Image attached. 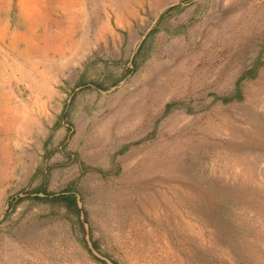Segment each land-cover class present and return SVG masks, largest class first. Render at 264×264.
Returning <instances> with one entry per match:
<instances>
[{"label": "rangeland", "instance_id": "rangeland-1", "mask_svg": "<svg viewBox=\"0 0 264 264\" xmlns=\"http://www.w3.org/2000/svg\"><path fill=\"white\" fill-rule=\"evenodd\" d=\"M33 2L0 0V264H264V0Z\"/></svg>", "mask_w": 264, "mask_h": 264}, {"label": "bare ground", "instance_id": "bare-ground-1", "mask_svg": "<svg viewBox=\"0 0 264 264\" xmlns=\"http://www.w3.org/2000/svg\"><path fill=\"white\" fill-rule=\"evenodd\" d=\"M32 1H35V2H33V4L35 3V5H36L35 7L36 8H35V10H33L31 12V14H35L36 15V13H37L38 16L43 17V18L44 17H46V18H49L50 17L51 18L53 16V14L56 13V12H58V11L65 12L67 10H70V12H71V9L75 8L78 3H81V0H32ZM38 5H40L38 7L39 9L37 8ZM71 6H72V8H71ZM75 44H76V42H75ZM20 51L21 50H19V52ZM28 60H30V59H28Z\"/></svg>", "mask_w": 264, "mask_h": 264}, {"label": "trees", "instance_id": "trees-1", "mask_svg": "<svg viewBox=\"0 0 264 264\" xmlns=\"http://www.w3.org/2000/svg\"><path fill=\"white\" fill-rule=\"evenodd\" d=\"M53 199L61 200L62 202H64L67 205V207L72 208L74 210H77V208H78L77 195L73 192L61 194L59 196L53 197Z\"/></svg>", "mask_w": 264, "mask_h": 264}]
</instances>
